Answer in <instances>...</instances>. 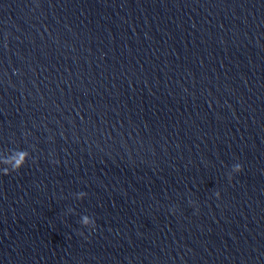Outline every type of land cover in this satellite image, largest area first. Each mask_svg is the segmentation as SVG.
Wrapping results in <instances>:
<instances>
[{"label": "water", "instance_id": "water-1", "mask_svg": "<svg viewBox=\"0 0 264 264\" xmlns=\"http://www.w3.org/2000/svg\"><path fill=\"white\" fill-rule=\"evenodd\" d=\"M0 264H264V0H0Z\"/></svg>", "mask_w": 264, "mask_h": 264}]
</instances>
